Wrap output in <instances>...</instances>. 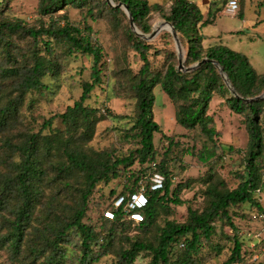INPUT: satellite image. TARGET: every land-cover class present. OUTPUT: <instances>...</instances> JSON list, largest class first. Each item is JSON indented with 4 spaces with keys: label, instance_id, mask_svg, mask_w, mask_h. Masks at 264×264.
Masks as SVG:
<instances>
[{
    "label": "trees",
    "instance_id": "1",
    "mask_svg": "<svg viewBox=\"0 0 264 264\" xmlns=\"http://www.w3.org/2000/svg\"><path fill=\"white\" fill-rule=\"evenodd\" d=\"M91 1L40 0L39 11L43 15H50V22L25 30L35 41L43 42L45 53L42 54L39 49L18 52L21 58L18 66L0 61V248L6 249L11 258L18 259L25 252L28 235L35 232L43 236L41 243L32 247L34 259L39 264H63L66 259L65 246L74 248L75 264H92L109 254L118 256L117 264H134L144 251L151 255L150 264H197V255L216 233L215 222L219 220L228 223L233 231L229 237L233 246L222 264L243 262L247 250L231 216V209L249 203L257 208L251 217L258 220L259 215L264 214L263 207L255 198L264 185V99L245 101L264 90V73L256 71L246 54L228 45L217 43L204 47L199 28L211 23V20L204 18L197 3L173 0L169 14L164 17L175 26L180 39L186 40L185 66L204 58L208 60L196 70L184 72L178 69L176 52H171L165 70L156 72L148 56L151 44L128 28L131 47L137 53L134 58L143 62L128 83V91L136 98V114L132 126L124 129V138L131 140L133 148L124 155L104 151L100 153L101 158L93 159L89 155L88 143L103 117L98 114L99 109L87 105L86 100L102 83L103 47L94 40L95 31L86 18L85 27L81 28L73 24L67 15L62 16L63 24L52 15L69 5L82 8ZM114 1L124 2L128 6L136 25L145 33L151 31V11H162L163 8V4H151L149 0ZM109 9L113 12L120 10ZM17 25L23 26H14ZM12 26V23L0 24L1 41L7 39L5 28ZM52 40L62 43L66 49L64 58L73 53L91 55L92 80L83 83V92L72 106L45 120L39 131L24 127L18 129L26 94L46 89L43 78L49 74H59ZM214 61L223 67L241 98L231 93ZM9 77L11 80L7 82ZM157 85L173 102L176 122L189 131H198L209 142L196 154L201 163L217 157V147L223 144H219L221 131L217 128L214 114L210 112L213 98L218 96L221 104L246 117L249 143L244 155L245 170L238 186L229 188L223 179L211 174L203 191L204 208L197 210L189 207L188 218L184 222L167 217L159 220L161 210L170 211L171 203L175 207L185 203L180 193L187 185L178 184L172 188L173 174L166 159L170 147L175 143L171 136L163 135L169 140L164 157L159 159L156 154L155 133L162 132L153 116L154 88ZM56 118L61 119L64 129L53 127ZM45 128H48V132H43ZM14 129H18L17 132L13 133ZM194 149L195 146L192 151ZM137 162L140 169L132 170ZM154 172L165 175L164 187L158 191L147 188L149 202L144 209L143 221H130L123 210L118 211L114 219L104 216L103 210L112 206L114 197L139 190L147 184L148 175ZM123 174H128L125 184L117 193L115 189L110 190V195L114 196L101 210L103 221L98 229L88 220L91 197L101 186ZM73 175L81 178L83 185L76 187L78 195L73 204L67 205L69 210H61L44 226H37L34 220L38 207L45 203L46 182L61 179L69 185L67 178ZM97 203L98 200L94 205L97 206ZM133 229L137 230L135 234L131 233ZM246 246L250 251L261 250L264 240L255 246ZM248 256H253L252 260L259 257L256 258V254Z\"/></svg>",
    "mask_w": 264,
    "mask_h": 264
},
{
    "label": "rangeland",
    "instance_id": "2",
    "mask_svg": "<svg viewBox=\"0 0 264 264\" xmlns=\"http://www.w3.org/2000/svg\"><path fill=\"white\" fill-rule=\"evenodd\" d=\"M39 1L0 0V24L12 23L13 25L5 28L6 41L0 40V61L18 66L21 64L18 52L39 49L42 50V54L45 53L43 42L35 41L25 30L39 28L43 23L50 22V15H43L39 11ZM103 1L105 3H102ZM149 1L163 3V8L162 11H151L149 16L151 31L146 34L152 32L158 21L163 23L169 21L164 16L169 14L173 2V0ZM190 1L197 3L205 19L211 20V23L199 28V33L205 42L217 38L223 39L224 43L232 49L246 54L257 72L264 73V0H243L240 11L235 15L224 11L225 1L223 0H211L215 3H211L210 0L207 3L203 0ZM113 3L117 5L119 2L113 0ZM110 7L120 8V10L113 12L109 9ZM52 15L60 20L61 24L64 23L62 16L67 15L73 24L81 28L85 27L84 19L86 18L95 31L94 40L103 47L102 83L86 100V104L98 108L100 111L98 114L103 117L97 124L93 139L88 143L89 155L93 159H99L100 153L104 151H111L114 155L127 154L133 148V143L130 139L124 138V129L132 126L136 114V98L128 91V83L139 71L143 62L136 61L134 58L137 53L131 47V37L128 32V28L131 29V27L126 9L112 6L107 0H92L85 7L76 8L69 5ZM15 24L23 26L21 28L19 25L14 26ZM180 40L185 54L186 40ZM148 42L151 44L148 56L154 71L165 70L167 57L171 52H176L178 59L177 46L170 30L163 28ZM52 46L55 52L54 57L58 62L59 74H49L43 78L47 84L46 89L33 90L26 94L21 106L22 122L18 125V129L24 127L34 132L39 131L45 120L56 113H63L68 106H72L83 92V83L92 80L93 57L91 55L73 53L64 58L66 49L62 43L52 40ZM10 80L11 77L7 82ZM263 92L264 90L260 94ZM154 95L153 116L162 128V132L155 133L157 157L162 159L169 146V140L163 135L171 136L175 143L170 147L166 159L169 161L168 167L173 174L172 188L178 184L187 185L180 193L185 203L176 207L174 203H171L170 211L161 210L159 220L162 221L167 217L184 222L188 218L189 207L197 210L204 208L203 191L207 186L206 180L211 174L215 178L223 179L229 188L238 186L240 176L245 170L244 155L249 143L246 117L244 114L232 112L226 105L221 104L218 96L213 98L210 112L214 114L217 128L221 131L219 144L220 142L223 144L217 147V157L201 163L197 160L196 154L204 144L209 142L201 137L198 131H189L176 122L175 106L160 85L154 88ZM53 127L64 129L65 125L60 118H56L53 121ZM18 129H14L13 133ZM43 132H48V128H45ZM193 146H195L194 151H192ZM140 167L137 162L132 170H138ZM127 176L128 174H123L93 193L88 220L98 229L103 221L100 216L101 210L107 207L114 196L110 195V190L115 189L116 193L121 191ZM67 179L69 185L61 179L46 182L45 203L38 207L34 220L37 226H44L61 210H69L67 205L73 204L76 200L78 195L76 187L83 185L81 178L78 179L76 175H73ZM255 198L264 209V185L262 192L256 193ZM96 200L99 202L97 206L94 205ZM256 211L257 208L249 203L231 209V216L239 230L238 233L244 239L247 250L244 261L239 264H264V248L250 251L246 246H251L255 240L254 235L261 232L259 219L251 217ZM215 226L216 233L201 247L197 255V264H222L230 255L233 246L229 238L233 235L231 227L228 223L219 220L215 222ZM135 232H137L136 229L131 231L132 234ZM50 233L51 230L48 235ZM42 237V234L31 232L24 245L25 252L18 259L11 258L6 249L0 248V264H39V261L34 259L32 247L40 244ZM65 248L66 259L63 264H75L74 248L72 246H65ZM248 254H256L259 257L252 260L253 256ZM118 261L117 255L109 254L92 264H117ZM150 261L151 255L144 251L136 258L134 264H150Z\"/></svg>",
    "mask_w": 264,
    "mask_h": 264
},
{
    "label": "built area",
    "instance_id": "3",
    "mask_svg": "<svg viewBox=\"0 0 264 264\" xmlns=\"http://www.w3.org/2000/svg\"><path fill=\"white\" fill-rule=\"evenodd\" d=\"M224 11L228 14H238L243 0H224ZM147 184L141 186L137 191L127 194H118L112 200V206L103 210L106 218L114 219L117 217V212L123 210L126 218L134 223H139L144 220V209L148 205L149 197L146 193L147 188L150 191H158L164 187L165 175L161 172H154L147 177ZM261 224V232L254 235L255 240L251 246H255L264 240V214L259 215ZM257 258V256H256ZM255 258V259H256Z\"/></svg>",
    "mask_w": 264,
    "mask_h": 264
},
{
    "label": "water",
    "instance_id": "4",
    "mask_svg": "<svg viewBox=\"0 0 264 264\" xmlns=\"http://www.w3.org/2000/svg\"><path fill=\"white\" fill-rule=\"evenodd\" d=\"M107 2L112 5V6H117V7H124L128 13L129 16V21H130V27L131 30L136 34V36L140 37L143 40H152L163 28H165V24H168L171 26V29H169L172 32V35L174 37L176 46H177V52H178V69L184 71V72H190L193 70H196L197 68H199L205 61H207V58H204L202 61H198L194 64H192L191 66H185L184 65V61H185V54H184V50L182 47V43L180 40V36L178 31L176 30L175 26L167 21L164 22L162 27H155L151 33L146 34L144 32H142L138 26L135 23L134 17L132 15V12L129 10L128 6L124 3V2H120L117 5H115L113 3V0H107ZM204 3H207L208 0H203ZM215 65L218 67V70L220 72V74L223 76L224 81L226 83V85L228 86V88L230 89L231 93L237 97V98H241L240 95L236 92V90L234 89V87L232 86V82L230 80V78L228 77V75L226 74V72L224 71L223 67L219 65V63L217 61H214ZM264 98V92L256 97H250V98H246L245 101H252V100H257V99H263Z\"/></svg>",
    "mask_w": 264,
    "mask_h": 264
},
{
    "label": "crops",
    "instance_id": "5",
    "mask_svg": "<svg viewBox=\"0 0 264 264\" xmlns=\"http://www.w3.org/2000/svg\"><path fill=\"white\" fill-rule=\"evenodd\" d=\"M150 2V1H149ZM151 4H153L152 2H150ZM160 4H163V3H160ZM217 43H223V44H225V45H228V44H226V43H224V41H223V39H220V38H217V39H215V40H212V41H206L205 42V40L203 39V45H204V47H209V46H211V45H214V44H217ZM207 45V46H206ZM229 46V45H228Z\"/></svg>",
    "mask_w": 264,
    "mask_h": 264
},
{
    "label": "bare ground",
    "instance_id": "6",
    "mask_svg": "<svg viewBox=\"0 0 264 264\" xmlns=\"http://www.w3.org/2000/svg\"><path fill=\"white\" fill-rule=\"evenodd\" d=\"M163 25H164L163 22H160V21L156 23V27H162ZM165 28L169 30L171 29V26L168 24H165Z\"/></svg>",
    "mask_w": 264,
    "mask_h": 264
}]
</instances>
